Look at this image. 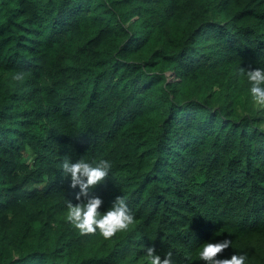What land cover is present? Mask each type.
<instances>
[{"label": "trees", "instance_id": "obj_1", "mask_svg": "<svg viewBox=\"0 0 264 264\" xmlns=\"http://www.w3.org/2000/svg\"><path fill=\"white\" fill-rule=\"evenodd\" d=\"M255 67L264 0H0V264H204L225 237L264 264ZM66 157L113 161L95 192L126 197L128 230L68 222Z\"/></svg>", "mask_w": 264, "mask_h": 264}, {"label": "clouds", "instance_id": "obj_2", "mask_svg": "<svg viewBox=\"0 0 264 264\" xmlns=\"http://www.w3.org/2000/svg\"><path fill=\"white\" fill-rule=\"evenodd\" d=\"M244 71V68L241 69ZM24 73L17 72L14 79H23ZM247 80L250 83L251 99L258 106H264V67L247 68ZM113 168V161L104 158L92 162L84 158L73 161L66 157L62 162L63 175L70 178V186L78 189L76 201H68L66 219L81 233H99L111 238L118 232L128 230L135 223V213L130 209L127 199L118 195L112 205L102 209L104 199L95 189L103 184ZM232 246L231 237L206 241L198 251V257L204 264H247L246 252H234L230 257L220 256ZM147 260L150 264H177L172 252L161 256L155 245L147 247Z\"/></svg>", "mask_w": 264, "mask_h": 264}, {"label": "rangeland", "instance_id": "obj_3", "mask_svg": "<svg viewBox=\"0 0 264 264\" xmlns=\"http://www.w3.org/2000/svg\"><path fill=\"white\" fill-rule=\"evenodd\" d=\"M257 105V104H256ZM258 106V105H257Z\"/></svg>", "mask_w": 264, "mask_h": 264}]
</instances>
